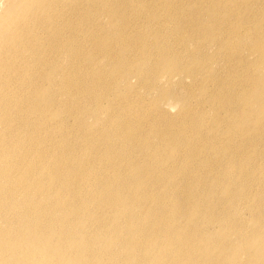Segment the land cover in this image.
<instances>
[{
    "label": "rangeland",
    "instance_id": "rangeland-1",
    "mask_svg": "<svg viewBox=\"0 0 264 264\" xmlns=\"http://www.w3.org/2000/svg\"><path fill=\"white\" fill-rule=\"evenodd\" d=\"M32 6L35 13L27 15L25 8ZM1 36L7 42L0 39V94L13 82L24 85L28 81L30 90L38 86L50 96L41 121L29 120L19 100L13 103V117L4 123L0 120V136L8 133L5 127L9 130L2 141L6 150L20 148L12 138L26 145L49 129L48 120L71 126L76 109L66 116L62 111L57 114L54 107L72 101L67 100V79L74 80V86L83 83V90L89 91L96 84L90 79L100 77L108 97L102 99L105 93H96L93 103L83 97V112L75 121L81 130L74 143L88 129L107 122L108 110L115 131L119 127L127 135L130 125L120 117L126 113L153 125L148 129L136 125L135 135L162 144L167 151H161L164 160L178 131L198 121L203 127L199 133L189 132L187 139H197L205 150L191 149L190 157L187 154L186 161L195 166L192 173L200 176L207 166L213 176L202 181L217 183L214 178L222 175L224 184L234 183L223 174L231 169L243 177L249 198L256 205L264 203V0H0ZM254 41H258L256 48ZM14 46L21 49L13 50L15 57L10 53ZM67 47L78 50L69 70ZM34 51L50 65L46 64V72L54 71L57 82L28 79L25 67L32 64L33 55L38 57ZM56 63L59 70L52 67ZM153 78L157 86L146 88L143 81ZM71 91L76 92L73 87ZM228 97L234 101H226ZM188 110L193 113L185 117ZM11 124L18 130L12 132ZM29 126H34L33 132L25 133ZM104 136L92 140L100 144L101 156L108 155ZM175 144L182 146V142ZM132 145L139 149L132 151L139 159L146 145L135 141ZM83 148L77 146L80 153ZM191 186L197 189L198 184ZM248 202L241 203L244 221L251 220L245 209ZM221 209L225 210L220 205L209 212ZM208 228L210 233H224L217 226Z\"/></svg>",
    "mask_w": 264,
    "mask_h": 264
},
{
    "label": "bare ground",
    "instance_id": "bare-ground-1",
    "mask_svg": "<svg viewBox=\"0 0 264 264\" xmlns=\"http://www.w3.org/2000/svg\"><path fill=\"white\" fill-rule=\"evenodd\" d=\"M33 9L25 8L26 14H34ZM0 39L7 42L3 36ZM254 42V48L258 47V41ZM15 47L10 49L13 57L17 55L13 50H21ZM77 53L76 48L67 47L68 70ZM33 58L25 67L29 68V80L58 81L54 71L48 76L50 65L44 58ZM52 67L59 70L58 63ZM175 72L178 69L171 73ZM67 80L70 87L66 98L72 101L64 106L55 104L57 114L62 111L67 116L76 109L73 119L77 121L83 112V97L91 103L97 100L96 93H105L102 99L108 97L100 77L90 79L96 84L89 91L83 90V83L74 86V80ZM143 82L146 88L157 86L154 78ZM24 85L13 82L0 94L1 122L13 117L12 105L17 100L27 110L29 120L43 119V107L49 106L46 100L50 96L38 86L30 90L28 81ZM71 87L75 93L70 92ZM226 101L234 100L228 97ZM224 102L221 99V104ZM192 113L186 111L185 117ZM106 116L107 122L88 129L75 143L79 123L73 121L68 127L48 120L49 129L26 145L12 138L20 148L6 150L2 141L9 130L5 127L8 133L0 136V264H264V203L256 205V200L249 198L243 177L231 169L223 174L234 183L224 184L222 175L214 178L219 182L208 183L202 179L212 178L210 167L204 166L199 176L191 171L195 166L186 161L191 149L205 150L197 139H187L189 132L199 133L203 125L195 121L188 130L178 131L174 142H182V146L171 142L172 151L162 160L161 151L167 152L162 144L135 135L136 125L153 127L147 120L120 114L121 122L130 125L125 135L119 127L115 131L112 111ZM149 120L155 123V117ZM10 127L12 132L18 130L12 124ZM33 130L34 126H29L25 133ZM96 135H105L102 144L108 148V155H98L100 144L92 143L97 141ZM132 141L146 145L139 159L132 153L138 149ZM79 144L84 147L81 153ZM93 169L92 175L87 174ZM194 183L197 189L192 188ZM244 200L249 201L245 206L249 221L242 220ZM220 205L225 210L209 212ZM214 226L224 233L207 231Z\"/></svg>",
    "mask_w": 264,
    "mask_h": 264
}]
</instances>
